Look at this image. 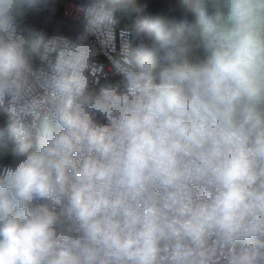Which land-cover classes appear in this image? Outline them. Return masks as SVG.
<instances>
[{"label":"clouds","instance_id":"1","mask_svg":"<svg viewBox=\"0 0 264 264\" xmlns=\"http://www.w3.org/2000/svg\"><path fill=\"white\" fill-rule=\"evenodd\" d=\"M36 2L0 0V98L31 92L16 17ZM117 3L91 0L74 38L43 42L50 126L35 144L30 125L8 129L0 264H194L210 235L229 264H264V0H169L122 89L80 101L89 37Z\"/></svg>","mask_w":264,"mask_h":264},{"label":"built area","instance_id":"2","mask_svg":"<svg viewBox=\"0 0 264 264\" xmlns=\"http://www.w3.org/2000/svg\"><path fill=\"white\" fill-rule=\"evenodd\" d=\"M91 0L86 2H76L65 0L59 9V16L62 20L78 24L79 31L85 22V10L90 5ZM50 6L43 0H37L32 7L25 6V16L34 18L45 14ZM117 9V5H116ZM116 23L105 24L96 28L88 40V45L92 55L83 67V76L86 80V87L82 96L78 100L85 101L101 97L108 91H117L123 87V73L129 68L135 67L136 59L134 53L135 35L131 29L122 26L118 20L117 10L115 13ZM17 33L25 40V47L28 42L29 28L21 25L16 18ZM78 31V32H79ZM59 33L48 35L43 42L52 37H68ZM40 49L33 59H31L32 71L28 74V81L31 92L19 100L10 97L0 98V109H4L13 125L19 128L21 125H30L32 129V140L35 144L39 136L44 132L42 126L46 119L48 109L54 102L51 89L45 84L44 74L49 69L40 59ZM96 123H105L99 117H93ZM10 141V149L12 148ZM193 187V197L197 200L211 195L210 190L200 186ZM238 247V245H237ZM233 254V249L216 235H210L205 246L198 250L194 257V264H229ZM160 264H168L166 253L162 252Z\"/></svg>","mask_w":264,"mask_h":264},{"label":"crops","instance_id":"3","mask_svg":"<svg viewBox=\"0 0 264 264\" xmlns=\"http://www.w3.org/2000/svg\"><path fill=\"white\" fill-rule=\"evenodd\" d=\"M47 3H52L48 0H43ZM162 4H157L156 7H152L150 0H118L117 3V15L119 22L122 26L128 27L132 30V28L141 29L146 25L150 24L158 15H160L165 9L168 3L161 0ZM172 2H179V0H174ZM34 25L30 27L28 32V42L33 41L35 43V55L38 53L39 48L38 45V37L33 32ZM135 37L136 34L134 33ZM135 41V40H134ZM41 46V44L39 45ZM135 53V49H134ZM205 53L202 49H194L191 56L193 60H201L204 58ZM163 53L157 52L155 53V59L157 63V67L159 68L163 64L162 60ZM136 59V54H135ZM1 121V118H0Z\"/></svg>","mask_w":264,"mask_h":264},{"label":"trees","instance_id":"4","mask_svg":"<svg viewBox=\"0 0 264 264\" xmlns=\"http://www.w3.org/2000/svg\"><path fill=\"white\" fill-rule=\"evenodd\" d=\"M55 5H56L55 3H50L49 5L50 8L45 14L34 17V18L25 16L26 20L23 22H19V23L30 29V27H32L34 24L33 23L34 21L43 22L44 25L48 26V29H49L46 37L52 33H59V34L66 35L68 37H72L76 32L79 31L80 26L78 24L76 25V24H72V23L62 20L59 16V11H58L59 7L57 9L58 14L52 17L51 15H53L52 11L54 10ZM178 27H184V26L178 24ZM186 30L187 29L185 27V31ZM134 49L136 51V55L138 58V55L140 54L142 48L141 47L138 48V46L134 44ZM0 118H1V121H0V124H1L0 125V153H4L6 155L5 162H7V160L11 158L10 139L8 137V129L13 128V125H12V122L7 112L4 109H0Z\"/></svg>","mask_w":264,"mask_h":264},{"label":"rangeland","instance_id":"5","mask_svg":"<svg viewBox=\"0 0 264 264\" xmlns=\"http://www.w3.org/2000/svg\"><path fill=\"white\" fill-rule=\"evenodd\" d=\"M48 1H50V2H52V3H55L56 5H55V8H54V10L52 11L53 13V15H51L52 17L53 16H56L57 14H58V11H59V9H58V7L62 4V2L63 1H65V0H48ZM74 1H77V2H86V1H88V0H74ZM172 1H174V0H172ZM164 2H166V3H169V0H164ZM150 3H151V6L152 7H156V5L157 4H159L160 3V5L162 4V1L161 0H150ZM57 9H58V11H57ZM118 16V15H117ZM17 20L19 21V22H23V21H25L26 20V18H25V6L24 7H22L21 9H20V11L18 12V14H17ZM119 20V19H118ZM34 24V30H33V32L37 35V37L39 38L38 39V45H37V48H39L40 46V44L42 43V41L44 40V38L46 37V35L48 34V26H45L44 25V23L43 22H38V21H34L33 22ZM139 29L138 28H132V32L133 33H135L136 34V37H135V45L136 46H138V48L139 47H141V45H142V39H141V37L140 36H138L137 35V31H138ZM26 51L29 53V56H30V60L31 59H33V57H34V55H35V52H34V49H35V43L33 42V41H29V42H27V45H26ZM135 54H136V51H135ZM136 58H137V55H136ZM1 125V124H0ZM42 126L44 127V128H46V127H49L50 126V123H47V122H44L43 124H42Z\"/></svg>","mask_w":264,"mask_h":264},{"label":"bare ground","instance_id":"6","mask_svg":"<svg viewBox=\"0 0 264 264\" xmlns=\"http://www.w3.org/2000/svg\"><path fill=\"white\" fill-rule=\"evenodd\" d=\"M74 1V0H73ZM77 2V1H76ZM50 5V3H48ZM61 6V5H60ZM60 6H59V9H60ZM128 28V27H127Z\"/></svg>","mask_w":264,"mask_h":264}]
</instances>
